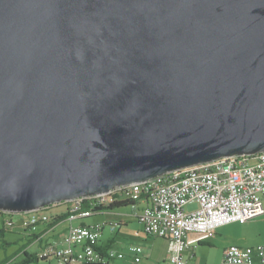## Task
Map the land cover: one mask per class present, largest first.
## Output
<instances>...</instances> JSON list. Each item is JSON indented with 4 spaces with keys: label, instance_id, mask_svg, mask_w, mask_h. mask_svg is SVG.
Segmentation results:
<instances>
[{
    "label": "water",
    "instance_id": "obj_1",
    "mask_svg": "<svg viewBox=\"0 0 264 264\" xmlns=\"http://www.w3.org/2000/svg\"><path fill=\"white\" fill-rule=\"evenodd\" d=\"M264 152V0H0V213Z\"/></svg>",
    "mask_w": 264,
    "mask_h": 264
},
{
    "label": "built area",
    "instance_id": "obj_2",
    "mask_svg": "<svg viewBox=\"0 0 264 264\" xmlns=\"http://www.w3.org/2000/svg\"><path fill=\"white\" fill-rule=\"evenodd\" d=\"M191 167L174 171V177L158 176L152 180L115 188L107 194L70 201L69 220L90 217L94 212L83 210L85 200L114 201L144 199L146 205L137 215L143 232L149 237L163 239L168 244L171 264H188L184 251L191 245L214 237L219 227L231 223L244 224L263 215L264 207V156H232L225 163L218 160L204 163L198 175L191 174ZM61 205V204H60ZM22 226L30 232L39 222L49 223L51 217L43 213H26ZM5 227L13 222L4 221ZM102 225H70L61 237V247L48 244L37 254L42 260H54L56 264H107L121 260L123 254L114 249L102 253L95 249ZM190 236H192L190 238ZM138 263L142 248H128ZM256 263L252 252L243 247L229 245L220 264H257L264 262V246L256 248ZM8 264V263H5Z\"/></svg>",
    "mask_w": 264,
    "mask_h": 264
},
{
    "label": "rangeland",
    "instance_id": "obj_3",
    "mask_svg": "<svg viewBox=\"0 0 264 264\" xmlns=\"http://www.w3.org/2000/svg\"><path fill=\"white\" fill-rule=\"evenodd\" d=\"M68 203V202H67ZM70 203V202H69ZM141 203V201L137 202V207ZM70 205V204H69ZM64 203L61 205L54 204L50 207H47L42 210L36 211L37 212H47L48 214L53 213L54 207H63ZM132 205L120 207V208H114L113 212L110 213H102L99 212L98 215H92L90 217H85L82 219H78L74 224L75 226H78L80 224H85L87 226L95 225L94 223H97L96 225H103V223L108 220L110 217H114L118 219V214H122V218L127 220L128 222V228H122L117 227V231L112 234V230L110 226L103 225L104 233L101 235V237L98 238V241L101 243H104L107 238L111 237H117L116 240L119 243L120 247L128 248L130 246H139V247H145L149 244V242L152 241L153 237H147L145 232H140V226L138 225L139 222H137V207ZM22 214H14V213H0V263L5 259L6 256H14L17 251L24 245L28 243V237L31 236L33 233L28 231V229H24L22 227V221L23 219H20L23 217ZM117 216V217H115ZM113 218V219H114ZM11 220L13 222L12 227H5L4 221L5 220ZM115 222V221H113ZM258 221L253 222L252 224H240V223H233L229 226H226L224 228L218 229V233H220V236L222 238H226L227 240H231L236 245H240L243 248L249 249L253 254V259L256 263V257L257 256V250L256 248L259 246H264V223H257ZM117 223V222H116ZM4 230V235H1V231ZM143 231V230H142ZM139 233V234H138ZM141 237V238H138ZM244 241V242H243ZM37 245H33L30 248H28L27 255L32 254L37 250ZM206 250L204 248L201 249ZM124 251V250H123ZM123 254V252H122ZM217 251H212L211 255H209V260H211V264H215L217 261ZM24 259V254H19V260L22 261ZM113 261H116L118 264H124L122 263V260H110L108 261L109 264H112ZM38 264H42V262H38ZM145 264V263H140ZM155 264V263H153Z\"/></svg>",
    "mask_w": 264,
    "mask_h": 264
},
{
    "label": "crops",
    "instance_id": "obj_4",
    "mask_svg": "<svg viewBox=\"0 0 264 264\" xmlns=\"http://www.w3.org/2000/svg\"><path fill=\"white\" fill-rule=\"evenodd\" d=\"M141 201V203L138 205V214L140 213L141 209H143V207L146 205V201L144 199L139 200ZM64 205H69L68 203H64ZM70 206H63V207H54L53 209V213L52 214H48L46 211L43 212L44 215H47L49 217L53 216V215H62V213H64L65 211H67L69 209ZM134 207V206H132ZM263 207H264V202H263ZM113 212L112 211H108V212H103V213H110ZM118 219L114 217H110L108 220H106L103 225H108L110 226L111 230H112V234L115 233V231H117V227H122V228H128V222L127 220H125L124 218H122V214L117 213ZM137 214V215H138ZM94 215H98V213H95ZM117 217V216H115ZM137 217V216H136ZM114 218V219H113ZM22 219V218H20ZM78 220V219H77ZM77 220H69L66 219L60 223L55 224L54 226H50L49 223H43V222H39L38 225L36 226V230L31 236L28 237V243L24 246H22L17 253L13 256H6L5 259L0 263V264H5L8 262H11V264H19L20 261L19 260V254H24V259L29 258L31 255H37L38 252L41 250V248L45 247L48 244L51 243H55L57 244L58 247H61V237L65 234V232L67 231V229L69 228L70 225L75 226L76 224H74V222H76ZM115 221V222H113ZM258 221L257 223H264V212L263 215L252 220L251 222H246L245 224H252L253 222ZM117 222V223H116ZM138 222V221H137ZM235 223V222H234ZM97 224V223H94ZM233 224V223H231ZM231 224L225 225L223 227H219L216 229L214 237L209 239V240H204L201 242H198L196 244H193L191 246H189L185 251H184V259L187 261L188 264H211V260H209V255H211L212 251H217L218 252V257H217V261L215 264H220L222 255L224 253V250L229 246V245H234V246H239L240 245H236L234 244V242H232L231 240H227L226 238H222L220 236V233H218V229L224 228L226 226H229ZM237 224V223H235ZM83 225V224H80ZM85 225V224H84ZM102 225V226H103ZM117 225V227H115ZM138 225L140 226V223H138ZM79 226V225H78ZM23 227V226H22ZM141 231H142V227L140 226ZM4 231V230H3ZM104 233V229L102 227L101 230V235ZM139 234V233H138ZM146 234V233H145ZM4 235V234H3ZM149 237V236H147ZM192 236H190L191 238ZM117 237H111V238H107L106 241H104V243H101L99 241H97V247L101 250L102 253L106 252L108 249H114L116 250V252L121 253L123 252V258L121 259L124 264H140V263H145V264H171L169 262V251H168V244L165 240L160 239V238H152V241L149 242L148 245H146L145 247H142V253L140 254L141 260L136 263L134 261V257L131 254L130 250L128 248H124V247H120L119 243L116 240ZM141 238V237H138ZM244 242V241H243ZM33 245H37V250L35 252H33L32 254L27 255V249L30 248ZM202 248L206 249V250H201ZM124 250V251H123ZM27 261L29 259H26ZM40 262H42V264H56V262L54 260H40ZM25 264V263H22ZM109 264V263H107ZM112 264H118L116 263V261H113ZM257 264H261L260 261Z\"/></svg>",
    "mask_w": 264,
    "mask_h": 264
},
{
    "label": "trees",
    "instance_id": "obj_5",
    "mask_svg": "<svg viewBox=\"0 0 264 264\" xmlns=\"http://www.w3.org/2000/svg\"><path fill=\"white\" fill-rule=\"evenodd\" d=\"M137 202L138 201H132L131 199H125V200H119V201L116 200L112 203H111V200L97 199V200L90 201V202L88 200H85L83 202L82 209L83 210L87 209V212H94V214L99 213V212L103 213V212L112 211L114 208H120V207H124V206H128V205L135 206L137 204ZM48 207H50V206H48ZM37 213H39V212H37ZM40 213H43V212H40ZM68 213H70L69 210L62 213V215L57 214V215L51 216V221H49V225L54 226L55 224L60 223L64 220L68 219L69 218ZM3 233H4V231H1V235ZM95 249L100 251V249L97 247V244H95ZM26 259H29V260L27 261ZM26 259H23L22 261H20L19 264H22V263L38 264V262L40 260H42V259L38 258L37 255H31L29 258H26ZM42 261H44V260H42ZM8 264H11V262H8Z\"/></svg>",
    "mask_w": 264,
    "mask_h": 264
},
{
    "label": "bare ground",
    "instance_id": "obj_6",
    "mask_svg": "<svg viewBox=\"0 0 264 264\" xmlns=\"http://www.w3.org/2000/svg\"><path fill=\"white\" fill-rule=\"evenodd\" d=\"M261 156H264V152L261 153ZM218 162L225 163V158H223V159H222V158L218 159ZM191 174H192V175H198V168H192V167H191ZM165 177H174V171H172V172L166 174ZM69 202H70V201H69ZM69 202H68V204H70ZM65 203H67V202H65ZM58 205H59V204H58ZM70 207H71V206H70ZM70 207H69V209H68L69 211H70ZM260 263H261V264H264L263 261H260Z\"/></svg>",
    "mask_w": 264,
    "mask_h": 264
},
{
    "label": "clouds",
    "instance_id": "obj_7",
    "mask_svg": "<svg viewBox=\"0 0 264 264\" xmlns=\"http://www.w3.org/2000/svg\"><path fill=\"white\" fill-rule=\"evenodd\" d=\"M42 210V209H41Z\"/></svg>",
    "mask_w": 264,
    "mask_h": 264
}]
</instances>
